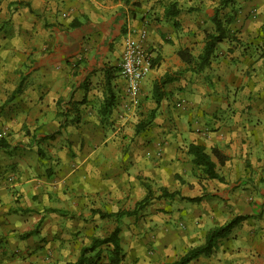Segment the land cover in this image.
<instances>
[{
	"label": "crops",
	"instance_id": "0c3cea01",
	"mask_svg": "<svg viewBox=\"0 0 264 264\" xmlns=\"http://www.w3.org/2000/svg\"><path fill=\"white\" fill-rule=\"evenodd\" d=\"M220 3L0 0V264H69L116 227L125 255L119 264H164L237 215L261 216L264 226V200L252 207L239 203L253 184L251 174L264 193V0ZM218 8L222 16L233 15L228 37L197 72L179 51L201 52ZM74 19L81 25L71 28ZM139 29L147 31L144 46L153 66L132 104L120 62L125 38ZM162 79L167 82L157 104L154 86ZM108 128L116 129L108 134ZM133 128L138 137L118 134ZM136 142L134 158L145 171H124ZM191 142L226 157L219 164L213 156L224 181L207 178L193 164ZM111 161L118 171H106ZM146 184L155 197L139 214L102 216L133 208ZM234 187V199L215 202V211L187 212L210 195L228 198ZM162 188L179 193L158 198ZM193 197L201 200H188ZM232 204L239 211L230 218L222 211ZM208 213L217 224L193 242L189 224L204 226ZM180 216L188 226L173 228ZM229 235L209 257L189 264H243L233 254L243 242ZM150 242L152 252L145 246Z\"/></svg>",
	"mask_w": 264,
	"mask_h": 264
},
{
	"label": "trees",
	"instance_id": "16d2710c",
	"mask_svg": "<svg viewBox=\"0 0 264 264\" xmlns=\"http://www.w3.org/2000/svg\"><path fill=\"white\" fill-rule=\"evenodd\" d=\"M233 1L234 0H221L220 6L221 8H224L225 6L231 5ZM220 13V8H218L212 17L215 29L213 32H208L206 34L204 46L196 57L191 55L187 50L179 51L181 58L187 61L190 65H193L192 69L197 72L204 70L210 65L218 44L228 37V25L231 23L233 15L222 16ZM80 25L81 21L79 19H74L70 23L71 28H76ZM106 77L108 78V75ZM165 82H167V80L162 79L155 83L154 89L157 104L160 102L161 96L163 95L162 91H160V85ZM151 116H154V111L151 112ZM4 144L3 138H0V146H4ZM188 153L192 156L193 164L198 166L207 178L217 179L219 181L225 180L224 176L221 175L217 169V162L213 160L214 156L217 158L219 164H223L225 161L226 157L221 154L218 149L214 148L211 153H208L202 145L191 142L188 145ZM146 187V195L137 201L133 208L119 209L118 211L112 213L101 212L102 216L119 218L122 216H134L139 214L155 197L150 185L146 184ZM178 193V191H168L166 188H162L161 193L157 197L173 198ZM188 200L197 202L201 199L199 197H193ZM246 218H248V215H237L226 224H219L210 227L207 230L205 239L201 244L191 246L178 258L173 261L165 262L164 264H189L200 256L209 257L212 254L219 238L227 236L237 224ZM101 245H105L108 250L109 264H119L124 259L125 255L121 245L120 228L116 227L108 236L93 239L92 244L82 250L78 259L69 264H97L96 259H92L89 253L95 251L96 248Z\"/></svg>",
	"mask_w": 264,
	"mask_h": 264
},
{
	"label": "rangeland",
	"instance_id": "374dc122",
	"mask_svg": "<svg viewBox=\"0 0 264 264\" xmlns=\"http://www.w3.org/2000/svg\"><path fill=\"white\" fill-rule=\"evenodd\" d=\"M0 24H2V22H0ZM4 24V23H3ZM116 128H108L107 129V133L108 134H111ZM133 132H123V129L120 130V132H118V134L120 135H125V136H131L133 135L134 137H138L136 136L137 134L135 133L136 129H132ZM125 133V134H124ZM133 141L135 142V138H133ZM133 147H134V152H133V159L131 158V160L127 159L125 160L127 163H130L131 167H127L125 168L124 171H145L144 168H143V164L142 163H138L136 161V158H134V154H136L138 152L140 146L138 145V143L136 142L135 144L133 143ZM133 166V167H132ZM133 168V169H131ZM106 171H118V168H117V163H114V162H110V166L109 168H107ZM253 172V171H252ZM251 172V173H252ZM256 172V171H254ZM257 173V172H256ZM256 177H257V174H251V177H249L250 179H248L249 181L253 182V184L248 188V189H244L243 191V194H244V197H243V200H240L239 203L241 202H246L249 204L250 207L254 206V205H258V203H260L259 201H262L264 200V193H261V189L259 187H261V184H254L256 181ZM176 180H178L176 178ZM264 181V177H262L261 179V182ZM238 182V181H237ZM237 187H234L233 189H231V191L228 193V198H226L224 195H210L209 198L206 197L205 201H204V204H199V203H192L193 205H191L193 207V209H190V206L187 207V212L189 211H193V213L195 214H205L208 210H206L207 206L209 207H212V211H215L213 210V204L215 202H220V204H222V202L224 201H231V199H234V193L235 190H238L236 189ZM238 206L236 204H232L230 206V208H233L231 211L228 209V210H223L222 212H228V216L230 217L231 213L232 215H235L237 214V212L239 211V207L237 208ZM242 213H246V212H250L252 210L249 211V209H242ZM186 212V213H187ZM209 212V211H208ZM222 213V214H224ZM210 214L208 213V216ZM217 216H220V215H217ZM199 217H202V216H199ZM210 217V216H209ZM224 217V216H223ZM212 217H210V219H208V221L205 223V225L201 226V227H197V224H189L191 226H194V229H193V232H194V235L193 237L194 240L193 242H199L201 241L203 238V235H202V231L203 229H207L209 228L210 226L214 225V224H217L215 223L212 219ZM231 218V217H230ZM230 218L228 220H230ZM247 220V219H246ZM245 222H243L242 224L238 225L236 228H234V230L232 232H230L231 234L229 235V239H235L238 241L241 239V241L243 242L242 245L244 246H241L240 248H238V250H234L233 251V254H240L239 256H237V259L239 258L241 260V262L243 264H254V263H264V241L261 239L264 237V226L261 225V220H263V218H261L260 216V219L255 216L254 218H250L249 220H247ZM221 221L218 222V224L220 223ZM131 225V223H128V224H123L122 223V226H124L126 229H128V227ZM188 226V221H187V217L184 218V217H176L175 219V223L173 224V228H186ZM109 226H107L108 228ZM200 235H202V237H200ZM261 239V240H260ZM123 243H127V240H124ZM259 243H261V245L263 247H260L259 248ZM148 249V252H152L154 251L152 249V244L151 242L147 245H145ZM244 247V250L241 251V249ZM101 248V247H100ZM252 252H254L255 254L259 253V259H248L246 256H248L250 253L252 254ZM262 253V254H261ZM92 254V253H91ZM108 250L105 248V246H102L101 249H98L96 252H94L92 254V259H96L97 261V264H109L108 262ZM257 261V262H256Z\"/></svg>",
	"mask_w": 264,
	"mask_h": 264
},
{
	"label": "built area",
	"instance_id": "2783aa9c",
	"mask_svg": "<svg viewBox=\"0 0 264 264\" xmlns=\"http://www.w3.org/2000/svg\"><path fill=\"white\" fill-rule=\"evenodd\" d=\"M146 37L147 31L139 29L132 30L125 38L120 75L126 83V90L132 104H136L141 82L153 66L152 56L144 46ZM3 136L4 131H0V138Z\"/></svg>",
	"mask_w": 264,
	"mask_h": 264
}]
</instances>
